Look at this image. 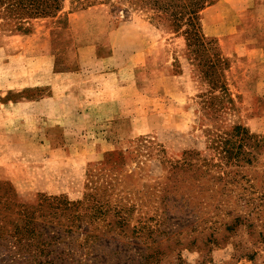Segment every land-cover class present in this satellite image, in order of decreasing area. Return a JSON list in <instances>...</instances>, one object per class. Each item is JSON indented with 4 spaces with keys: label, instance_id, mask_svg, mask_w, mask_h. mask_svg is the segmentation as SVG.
I'll return each instance as SVG.
<instances>
[{
    "label": "rangeland",
    "instance_id": "obj_1",
    "mask_svg": "<svg viewBox=\"0 0 264 264\" xmlns=\"http://www.w3.org/2000/svg\"><path fill=\"white\" fill-rule=\"evenodd\" d=\"M89 1L0 4V233L43 202L64 264H264V0ZM8 236L0 264H34Z\"/></svg>",
    "mask_w": 264,
    "mask_h": 264
},
{
    "label": "trees",
    "instance_id": "obj_2",
    "mask_svg": "<svg viewBox=\"0 0 264 264\" xmlns=\"http://www.w3.org/2000/svg\"><path fill=\"white\" fill-rule=\"evenodd\" d=\"M94 1V0H93ZM133 1L131 4L138 6L140 8H149L160 14L164 20H170L171 17L174 24L180 21L184 16L185 22L191 25L192 22L197 21V16L199 11L204 7V0H194L193 7L186 9V11L178 12L176 7L181 0H128ZM63 0H0V4L4 5L7 11H17L21 10L22 14L26 15L25 18H35L54 15L62 7ZM76 2L74 7H85L92 5L89 0H72L71 4ZM207 4V3H206ZM181 8L185 9V6ZM161 17V15L159 16ZM178 26V23H177ZM7 199H5L6 202ZM8 205V203H6ZM56 206L51 204H44L39 202L38 205V217L36 220L33 212H30L26 207L24 210L17 211L19 221H24V223L19 226L15 224L13 227V234L8 236V233H0V239L5 241L8 236L13 239V248H18L17 251H22V253L16 252L11 256H21L20 258L30 257L31 261H35L34 264H64L63 260H58L55 257L56 245L53 238L50 240H40L42 238V227H49L53 225V220L55 219ZM30 212V213H29ZM29 217L26 220V217ZM6 216L1 213L0 215V228H3L2 224L5 222ZM41 229V230H40ZM11 230V231H12ZM41 231V232H40Z\"/></svg>",
    "mask_w": 264,
    "mask_h": 264
},
{
    "label": "crops",
    "instance_id": "obj_3",
    "mask_svg": "<svg viewBox=\"0 0 264 264\" xmlns=\"http://www.w3.org/2000/svg\"><path fill=\"white\" fill-rule=\"evenodd\" d=\"M233 6L236 7L235 5H233ZM246 8H247V5L242 6L240 8L241 10H238V11L240 13H243L246 10ZM239 23H240L239 19H238L237 22H236V20H234V22L233 21L231 22L229 20L227 22L225 31H223V33L217 35L218 40L221 41L225 37L224 34H232L233 32L235 33ZM262 38H264V35H262ZM226 54L229 55L230 53H226ZM237 54L240 56L239 53H237ZM241 55L247 56L248 58L255 59L256 61H258V63H260V62L264 63V42L260 43V45H253V46H249V47L248 46L243 47V49L241 51Z\"/></svg>",
    "mask_w": 264,
    "mask_h": 264
}]
</instances>
